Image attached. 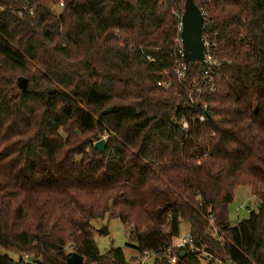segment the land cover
<instances>
[{"label": "trees", "instance_id": "trees-1", "mask_svg": "<svg viewBox=\"0 0 264 264\" xmlns=\"http://www.w3.org/2000/svg\"><path fill=\"white\" fill-rule=\"evenodd\" d=\"M194 1L221 62L212 83L197 64L177 74L185 0H0V264H130L98 252L105 218L135 253L186 222L197 246L264 264V0ZM240 186L257 210L232 226Z\"/></svg>", "mask_w": 264, "mask_h": 264}, {"label": "built area", "instance_id": "built-area-1", "mask_svg": "<svg viewBox=\"0 0 264 264\" xmlns=\"http://www.w3.org/2000/svg\"><path fill=\"white\" fill-rule=\"evenodd\" d=\"M203 13V12H202ZM204 16V25H203V40L205 45V54H204V64L201 70V75L204 81L208 83L213 82V75L215 69H217L221 62L216 55V47L213 39L208 35V32L205 30V14ZM181 34V24L179 28ZM179 45L176 47L177 54H179L182 58V61L177 69V74L180 78L184 77L186 66L183 61V49H182V42L181 37L179 36ZM152 59L151 57H148ZM200 67V66H199ZM166 86L168 84L164 83ZM190 93H195L196 96L201 94V87L191 88L189 89ZM190 100L194 101L193 97L190 96ZM197 100V97H196ZM204 110L207 109L206 104H202L201 106ZM197 119L201 122L205 121V114H200ZM188 122L183 118L182 126L187 127ZM244 205H241L238 209L243 208ZM247 212L250 214L252 213V209L250 207H246ZM208 223H209V231L212 233L213 236L218 237L217 229L214 224V219L211 214L207 216ZM181 252L182 250H189L197 255L199 260L202 264H235L230 258L228 257H218L217 255L213 254L210 251H207L204 247H199L195 244L194 238L191 235L190 229L189 230H180V232L175 235L172 239L171 245L166 248H159V249H144L139 253H135L129 258L130 264H163L164 261H167L168 264H177L180 262V257L177 255L176 251ZM21 258L24 261H31V255L23 254Z\"/></svg>", "mask_w": 264, "mask_h": 264}, {"label": "rangeland", "instance_id": "rangeland-1", "mask_svg": "<svg viewBox=\"0 0 264 264\" xmlns=\"http://www.w3.org/2000/svg\"><path fill=\"white\" fill-rule=\"evenodd\" d=\"M106 139V136L103 137ZM241 205L243 208L238 209ZM250 207L252 210H257V199L253 196L252 190L249 186H240L236 188L234 192L233 202L229 206V218L232 226H236L238 222L249 217L247 208ZM95 239L97 242L98 252L104 254L113 247H121L129 260L135 252L131 247L128 246L130 243L128 228L119 218H105L98 219L92 222ZM106 227L108 233L101 232L102 228ZM189 223H181L180 230H189ZM3 253L8 254L14 259H19L20 254L13 251L1 250Z\"/></svg>", "mask_w": 264, "mask_h": 264}, {"label": "water", "instance_id": "water-1", "mask_svg": "<svg viewBox=\"0 0 264 264\" xmlns=\"http://www.w3.org/2000/svg\"><path fill=\"white\" fill-rule=\"evenodd\" d=\"M181 42L183 49V61L186 68L190 64H197L200 66V71L204 64L205 45L203 40V25L204 16L201 9L195 3L194 0H185L183 13L181 15ZM28 86V80L25 77L18 78V87L22 91H26ZM111 108H108L105 113H110ZM106 145V139L102 138L95 142L94 148L99 152H104ZM101 232L107 234L108 230L103 227ZM186 253V250H182L180 255ZM84 257L76 253L71 254L66 264H82ZM28 264H35L28 262Z\"/></svg>", "mask_w": 264, "mask_h": 264}]
</instances>
